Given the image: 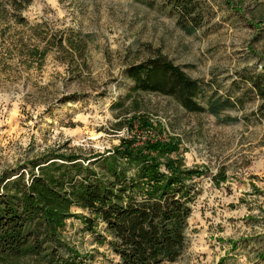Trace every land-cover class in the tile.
I'll use <instances>...</instances> for the list:
<instances>
[{
  "label": "rangeland",
  "instance_id": "1",
  "mask_svg": "<svg viewBox=\"0 0 264 264\" xmlns=\"http://www.w3.org/2000/svg\"><path fill=\"white\" fill-rule=\"evenodd\" d=\"M198 1L204 19L192 33L174 0H33L20 14L0 4V190L16 177L7 172L29 180L32 161L50 153L48 163L77 155L89 165L126 140L134 149L175 140L170 157L193 171L184 176L196 196L188 247L173 264H264V106L253 85L264 86V0ZM158 54L200 81L203 104L214 95L235 105L215 116L136 89L127 68ZM85 216L94 218L71 208L63 240L110 264L104 222L88 230Z\"/></svg>",
  "mask_w": 264,
  "mask_h": 264
},
{
  "label": "trees",
  "instance_id": "2",
  "mask_svg": "<svg viewBox=\"0 0 264 264\" xmlns=\"http://www.w3.org/2000/svg\"><path fill=\"white\" fill-rule=\"evenodd\" d=\"M6 2L20 14L33 0H0V4ZM174 3L185 31L192 33L202 26L204 14L198 0ZM127 72L136 89L174 96L191 112L218 116L222 109L235 105L230 98L214 95L206 98V104L200 102V81L161 54L131 64ZM258 80L253 85L263 107L264 86ZM130 141L112 156H98L89 165L78 160H87L83 157L60 154L63 162L48 163L57 158H47L56 155L50 153L32 161L29 180L18 170L7 172L5 180L16 177L0 190V261L31 257L34 264H97L80 258L60 233L71 208L77 206L94 216H85L88 230L95 229L96 220L104 222L116 254L110 264L178 262L188 247L196 190L186 177L193 171L183 172L182 160L170 157L179 149L175 140H149L135 149ZM162 156L170 169L167 174L160 171Z\"/></svg>",
  "mask_w": 264,
  "mask_h": 264
}]
</instances>
